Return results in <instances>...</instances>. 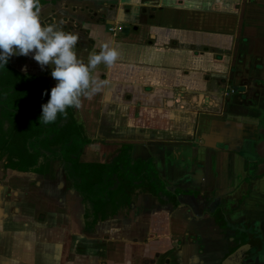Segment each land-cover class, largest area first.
<instances>
[{
	"label": "crops",
	"instance_id": "0c3cea01",
	"mask_svg": "<svg viewBox=\"0 0 264 264\" xmlns=\"http://www.w3.org/2000/svg\"><path fill=\"white\" fill-rule=\"evenodd\" d=\"M46 1L41 14L71 25L67 12L80 16L85 63L105 42L120 52L94 72L105 83L76 111L92 142L81 162L111 164L128 149L160 193L138 188L130 208L90 230L71 184L54 200L45 190V215L24 208L23 187L57 176V164L67 180L59 162L44 173L8 169L23 212L17 228L1 218L0 244L18 237L10 264H203L200 245L214 244L221 225L228 245L248 232L264 247V0ZM14 68L57 83L31 54Z\"/></svg>",
	"mask_w": 264,
	"mask_h": 264
},
{
	"label": "trees",
	"instance_id": "16d2710c",
	"mask_svg": "<svg viewBox=\"0 0 264 264\" xmlns=\"http://www.w3.org/2000/svg\"><path fill=\"white\" fill-rule=\"evenodd\" d=\"M40 3L42 8L47 1ZM51 89L47 81L14 68L11 59L0 65V160L6 169L44 173L58 161L83 198L90 230L119 208H130L138 188L160 193L158 181L151 179L150 170L143 171L142 163L131 162L128 149L111 164L82 163L81 154L90 140L76 117L77 109L68 108L67 118L58 115L49 125L40 122L42 109L37 114L30 110L31 105L47 104Z\"/></svg>",
	"mask_w": 264,
	"mask_h": 264
},
{
	"label": "clouds",
	"instance_id": "9594fccd",
	"mask_svg": "<svg viewBox=\"0 0 264 264\" xmlns=\"http://www.w3.org/2000/svg\"><path fill=\"white\" fill-rule=\"evenodd\" d=\"M40 14V0H0V65L5 66L13 56L31 54L42 70L51 66V77L57 83L47 104L42 105L40 118L49 125L58 115L67 118L68 108L79 109L84 99L91 100L100 92L105 82L94 72L101 64L112 67L120 59V52L105 42L98 53L89 54L85 63L76 52L79 34L55 24L44 25ZM83 27L87 29L88 25Z\"/></svg>",
	"mask_w": 264,
	"mask_h": 264
},
{
	"label": "rangeland",
	"instance_id": "374dc122",
	"mask_svg": "<svg viewBox=\"0 0 264 264\" xmlns=\"http://www.w3.org/2000/svg\"><path fill=\"white\" fill-rule=\"evenodd\" d=\"M73 4L78 6V3H73ZM67 13L70 14V18L71 17L73 18L71 21H73V24L75 23V25L73 24L71 25L70 23H68L66 18L60 16L59 15L60 13L58 12H57V15L55 16L52 15V13H42L41 21L44 25L55 24L57 25V27L61 28L62 30L66 32H71L73 34H79V41H78V44L76 45L77 47L79 46L80 39L83 38L81 31L79 32L80 27L76 26L78 23H80L81 19L79 18L80 16H78V14L74 13V11L67 12ZM61 21H63V24L60 23ZM10 59H11V63L13 66H18V56H13ZM32 111L35 114L38 113V109L35 106L32 107ZM57 165H58L56 167L58 168L57 176H54V175L51 176L49 173V175H47V177L43 179L44 181L43 180H42L43 182L41 181V184L39 186L29 184L27 188L23 187L25 188L23 190H25L26 194L28 195V197L25 198L26 200L23 205H24V208H28L29 213H30L29 215H35L36 217L38 214L45 215L47 213L46 211L47 205L45 201L48 198H47L45 190L48 189L50 193L56 192V194L52 195L54 196L53 200L55 199V197L60 198L70 193L68 192L69 184L66 182V180L62 176V172L60 170L59 164ZM52 167L55 168L54 163L52 164L51 168ZM65 188H67L68 190L65 191ZM19 189L21 188H18V177L12 175L11 171L8 172V169L4 167L3 160H0V222L6 221L1 218L6 217L7 215H10L11 218H9L5 224L7 228L9 229L18 227V222H20L21 220L18 217H20L21 214H23V212L21 211L22 209L20 208L21 206L18 204V195H19L18 192L22 191V189L21 190ZM63 191L66 192V194L65 193L63 194ZM30 200H33V202ZM23 211L25 210L23 209ZM16 213H20V214L16 215ZM11 233H14L12 235H17L15 234V232H11ZM54 237L57 238L56 235H54ZM5 241L6 242L4 245L0 244L1 249L3 250L4 248L3 251L0 250V264H10L11 263L12 259H9V258L11 257V253H12V247H13L12 242L13 241L18 242V237L17 239H12L11 234L10 236L6 235ZM87 245H89V242L87 243Z\"/></svg>",
	"mask_w": 264,
	"mask_h": 264
},
{
	"label": "flooded vegetation",
	"instance_id": "af4514ba",
	"mask_svg": "<svg viewBox=\"0 0 264 264\" xmlns=\"http://www.w3.org/2000/svg\"><path fill=\"white\" fill-rule=\"evenodd\" d=\"M33 106H35L38 109V112L42 109V107H38L36 105H31L30 110L32 113H34L32 111ZM83 127H84V125H83ZM85 135L88 138L86 131H85ZM94 142L98 143L99 141L96 142L93 140V143ZM90 144H92L91 140H90L89 144H87L85 146V148L90 146ZM122 145L124 146V144H122ZM124 147H123V150H124ZM85 148H84V150H85ZM54 162H58V161H54ZM64 173H65V171H64ZM65 177H66V174H65ZM66 182L68 184H71V182H69L68 179L66 180ZM213 216L216 219V222L221 225L222 217H220L217 213H215ZM220 227L218 229V232H215L216 241L214 242V244H212V243H209L211 245L204 244L202 247L200 245L199 252L202 253V251H203V253H202L203 258H201L200 260L204 261L203 264H224L225 260L228 259L232 254H234L240 247H242V246L248 244L250 241L252 242L254 240L256 241V242L254 241V243H256V245L253 244V247H251L244 254V255H248V256H244L243 258H241L238 261L235 260V261L231 262V264H264V247H263L262 243L255 236L252 235V238L249 239L251 234H248L247 231H246L247 232L246 234H244L242 232H240V233L237 232L235 234V240H236V241H234L235 245H233V244L228 245V241L226 242V240H225V232L222 229V227L221 228ZM201 253H199V254H201ZM197 264H199V263H197Z\"/></svg>",
	"mask_w": 264,
	"mask_h": 264
},
{
	"label": "water",
	"instance_id": "95a60500",
	"mask_svg": "<svg viewBox=\"0 0 264 264\" xmlns=\"http://www.w3.org/2000/svg\"><path fill=\"white\" fill-rule=\"evenodd\" d=\"M251 247H253V243L249 242L248 244L240 247L234 254H232L228 259L225 260L224 264H231V262L233 261H238L241 258H243L244 256H248V255H244Z\"/></svg>",
	"mask_w": 264,
	"mask_h": 264
},
{
	"label": "built area",
	"instance_id": "2783aa9c",
	"mask_svg": "<svg viewBox=\"0 0 264 264\" xmlns=\"http://www.w3.org/2000/svg\"><path fill=\"white\" fill-rule=\"evenodd\" d=\"M118 31V29L116 27H110V32L112 33H116Z\"/></svg>",
	"mask_w": 264,
	"mask_h": 264
}]
</instances>
